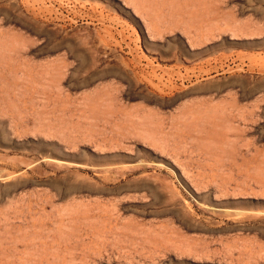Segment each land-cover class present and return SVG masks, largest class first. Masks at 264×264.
Wrapping results in <instances>:
<instances>
[{
	"label": "rangeland",
	"instance_id": "obj_1",
	"mask_svg": "<svg viewBox=\"0 0 264 264\" xmlns=\"http://www.w3.org/2000/svg\"><path fill=\"white\" fill-rule=\"evenodd\" d=\"M0 264H264V0H0Z\"/></svg>",
	"mask_w": 264,
	"mask_h": 264
}]
</instances>
